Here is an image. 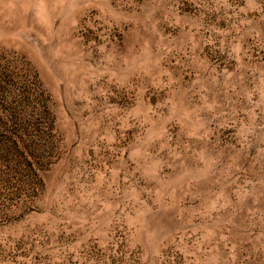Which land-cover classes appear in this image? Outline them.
Masks as SVG:
<instances>
[{
  "label": "rangeland",
  "instance_id": "1",
  "mask_svg": "<svg viewBox=\"0 0 264 264\" xmlns=\"http://www.w3.org/2000/svg\"><path fill=\"white\" fill-rule=\"evenodd\" d=\"M0 264H264V0H0Z\"/></svg>",
  "mask_w": 264,
  "mask_h": 264
}]
</instances>
